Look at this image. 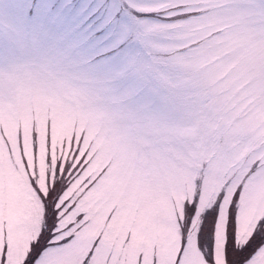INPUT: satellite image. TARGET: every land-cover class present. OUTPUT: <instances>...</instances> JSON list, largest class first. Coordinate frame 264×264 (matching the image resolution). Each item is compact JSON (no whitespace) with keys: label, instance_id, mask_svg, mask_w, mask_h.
Wrapping results in <instances>:
<instances>
[{"label":"snow or ice","instance_id":"1","mask_svg":"<svg viewBox=\"0 0 264 264\" xmlns=\"http://www.w3.org/2000/svg\"><path fill=\"white\" fill-rule=\"evenodd\" d=\"M0 264H264V0H0Z\"/></svg>","mask_w":264,"mask_h":264}]
</instances>
